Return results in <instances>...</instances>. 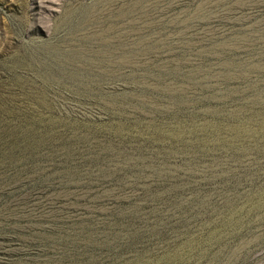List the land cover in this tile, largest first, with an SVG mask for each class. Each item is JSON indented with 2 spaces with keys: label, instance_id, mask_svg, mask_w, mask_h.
Masks as SVG:
<instances>
[{
  "label": "rangeland",
  "instance_id": "1",
  "mask_svg": "<svg viewBox=\"0 0 264 264\" xmlns=\"http://www.w3.org/2000/svg\"><path fill=\"white\" fill-rule=\"evenodd\" d=\"M0 264H264V0H0Z\"/></svg>",
  "mask_w": 264,
  "mask_h": 264
}]
</instances>
